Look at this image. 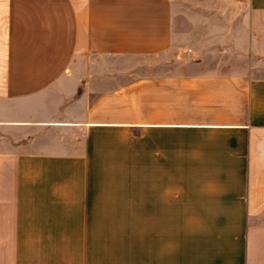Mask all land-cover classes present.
<instances>
[{"label": "crops", "instance_id": "obj_1", "mask_svg": "<svg viewBox=\"0 0 264 264\" xmlns=\"http://www.w3.org/2000/svg\"><path fill=\"white\" fill-rule=\"evenodd\" d=\"M0 264H264V0H0Z\"/></svg>", "mask_w": 264, "mask_h": 264}, {"label": "rangeland", "instance_id": "obj_2", "mask_svg": "<svg viewBox=\"0 0 264 264\" xmlns=\"http://www.w3.org/2000/svg\"><path fill=\"white\" fill-rule=\"evenodd\" d=\"M176 30L183 31V16L176 19ZM183 35V32L180 33ZM180 42L165 54L145 57V58H107L96 60L93 64V71L103 72H183V62L185 60ZM190 54V53H187ZM194 68L195 66H188ZM187 67V68H188ZM186 70V69H184ZM183 232V226H173V232Z\"/></svg>", "mask_w": 264, "mask_h": 264}]
</instances>
